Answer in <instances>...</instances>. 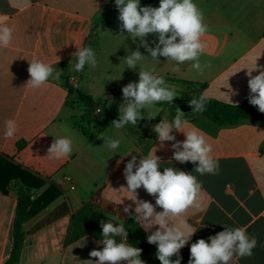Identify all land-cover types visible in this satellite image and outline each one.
<instances>
[{"label": "crops", "instance_id": "obj_1", "mask_svg": "<svg viewBox=\"0 0 264 264\" xmlns=\"http://www.w3.org/2000/svg\"><path fill=\"white\" fill-rule=\"evenodd\" d=\"M140 2L142 6H159V0ZM194 3L202 10L208 25L202 38L207 48L200 63L210 67H204L202 72L192 68L191 62L177 68L175 62L164 57L161 71H156L151 57L138 62L135 71L127 69L123 58L137 49L138 40L128 37L126 31L120 35L114 0H0V25L14 29L11 46L0 48V155L45 182L33 192L34 199L51 185L62 190L58 198L24 224L19 264H87V260L97 259L89 253L103 247L98 244L101 220L124 223L129 231L128 242L136 247L141 244L148 251H142L140 258L146 264H160L156 252L141 241L155 228L146 233L140 222L123 212L127 205H132L130 212H134L135 204L130 200L132 195L121 188L126 187L123 170L131 159L126 156L128 152L133 151L131 155L139 160L154 146L158 148L156 155L164 162L161 172L163 167L173 166L192 172L202 184L199 207L189 208L183 217L172 221L174 226L183 228L181 220H184L196 231L189 244L180 250L182 263L188 264L191 243L201 238L207 240L226 225L244 227L258 241L251 257L234 256L231 264H264V123L240 118L233 125L219 126L203 115L187 116L185 131L194 127L206 134L212 144V156L219 162L218 175H200L195 173L191 162L180 164L171 160L172 142H165L161 148L152 131V126L165 114L171 120L177 107L201 95L233 105L229 102L231 86L238 93L232 96L233 103L248 101L246 73L255 67L258 57V66H264V0H194ZM80 47L95 51L98 61L95 68L85 65L82 72L75 71L71 54ZM139 50L148 55L143 47ZM34 58L62 70L59 81L50 79L38 90L25 87L30 78L29 61ZM151 69L176 88L179 97L175 100L180 103L142 110L145 117L157 116L138 121L136 127L128 124L116 129L111 125L98 131L79 94L100 103L101 111L116 120L122 87L138 82L139 70ZM68 73L80 75L76 90L68 88ZM114 89L119 90V95H112ZM9 119L18 124L13 138L4 135ZM172 134L179 141L185 139L183 133L174 130ZM102 135L120 139L119 148L113 151L103 146L104 141L98 138ZM61 137L72 139V154L61 160L49 158L47 149L55 138ZM117 161L122 162L118 165ZM22 186L21 181L14 180L9 183L6 195L0 192V264L6 263L12 249L17 191ZM137 191L138 199L155 204V199L143 188ZM117 214L122 220L116 218ZM116 239L120 241L119 237Z\"/></svg>", "mask_w": 264, "mask_h": 264}, {"label": "clouds", "instance_id": "obj_2", "mask_svg": "<svg viewBox=\"0 0 264 264\" xmlns=\"http://www.w3.org/2000/svg\"><path fill=\"white\" fill-rule=\"evenodd\" d=\"M114 3L119 13L120 35H124L126 31L128 37L138 40L137 49L123 58L127 69L135 71L138 62L145 57L158 61L159 57H164L167 61L175 62L177 68L191 62V67L199 72H202L204 67H210L202 66L200 63V57L207 48L202 38L208 31V25L205 23L202 10L194 0H159L158 7L142 6L140 0H114ZM13 32L14 29L7 24L0 25V48L11 46ZM149 36H155L156 39L149 41L147 39ZM140 47L146 50L147 56L141 53ZM71 56L72 61L75 60L74 69L77 72H82L85 65L95 68L98 63L96 53L91 47L77 48ZM258 58L255 67L246 73L250 90L248 102L257 107L259 112L264 113V66H258ZM27 71L30 78L24 86L30 90L41 89L50 79L59 81L63 74L62 70L38 58L29 61ZM253 71L259 74L253 76ZM138 77V82H129L122 87V103L118 106L119 116L111 122L116 129H122L128 124L136 127L137 122L145 118L155 119L157 115L145 117L142 110L161 102L171 105L179 97L176 88L166 84L162 76L156 75L155 69L139 70ZM230 89L229 102L238 106L231 99L238 93L231 86ZM189 103L193 112L202 113L206 110L207 100L204 95L198 99H191ZM184 116L179 107L176 108L174 119L169 120L165 114L159 123L152 126L156 141L161 148L165 142H172L171 160L180 164L191 162L195 165V173L200 175H218L219 162L212 156V144L209 143L206 134L194 127L185 131L188 121ZM174 130L183 133L185 139L177 140L172 134ZM17 131L18 124L15 119L5 122L6 138H13ZM98 138L104 141L103 146L109 150L115 151L121 144L120 139L103 135ZM72 151L71 138H55L47 149V156L61 160L68 158ZM157 151L158 148L154 146L147 156H140L139 160L136 155H131L133 151L126 155H130L131 159L127 161L123 170L126 187L121 188L132 195L133 198L130 200L135 204V209L134 212H130L132 205H127L123 212L140 222L146 233L155 228L147 235V242L157 246L155 256L160 264H181L180 250L189 244L196 231L184 220H181L183 228L174 226L172 221L175 217H183L189 208L199 207L197 201L202 184L192 172L179 170L173 166L163 167L161 172L159 169L164 162L156 155ZM121 162L117 161V164ZM141 188L155 199V204L138 199L137 190ZM156 208H160L161 211L157 212ZM116 218L122 220L119 214ZM99 224L102 233L98 244L103 247L90 251L89 256L97 259H89L86 261L87 264H146L140 258L143 250L128 242L129 231L125 229L124 223L114 224L101 220ZM222 226L223 231L209 236L207 240L201 238L191 243L188 264H231L234 256L253 255V249L258 243L255 236L250 237L244 227ZM117 237L120 238L119 242ZM173 257L176 258L172 259Z\"/></svg>", "mask_w": 264, "mask_h": 264}, {"label": "trees", "instance_id": "obj_3", "mask_svg": "<svg viewBox=\"0 0 264 264\" xmlns=\"http://www.w3.org/2000/svg\"><path fill=\"white\" fill-rule=\"evenodd\" d=\"M119 93L118 89L112 90L113 96H117ZM79 98L93 115L94 124L98 131L112 125L111 122L115 119L107 112L101 111L95 114V110L100 107V103H95L92 98L82 94H79ZM206 100V110L204 112L196 113L193 112L191 108V111L185 114L184 119H186L189 114H199L205 116L219 126L233 125L240 118L264 123V113L259 112L257 107L252 106L248 101L235 106L211 99ZM179 103V101L174 100L171 105ZM171 105H167L166 102H161L155 106L169 108ZM174 115L173 113L172 119H174ZM14 180L21 181L23 186L17 191V206L12 227V249L5 264H19L24 242V224L62 194L60 188L56 185H51L41 196L34 199L33 192L41 189L45 182L29 172L20 169L15 164L8 162L6 157L0 155V192L3 195L8 193L7 187L9 183ZM141 241L155 252L157 251V246L149 244L146 237H141ZM136 245L143 251L148 252L141 244L137 243ZM175 258L176 257H173L172 259ZM181 264H183L182 261Z\"/></svg>", "mask_w": 264, "mask_h": 264}, {"label": "built area", "instance_id": "obj_4", "mask_svg": "<svg viewBox=\"0 0 264 264\" xmlns=\"http://www.w3.org/2000/svg\"><path fill=\"white\" fill-rule=\"evenodd\" d=\"M80 81V75L77 73H68L66 76V83L68 85V88L70 90H76L78 88ZM101 112L100 107L96 108L95 114H98ZM96 200L98 199L97 197H94Z\"/></svg>", "mask_w": 264, "mask_h": 264}, {"label": "rangeland", "instance_id": "obj_5", "mask_svg": "<svg viewBox=\"0 0 264 264\" xmlns=\"http://www.w3.org/2000/svg\"><path fill=\"white\" fill-rule=\"evenodd\" d=\"M159 59V61L158 60H155V69H156V71H161V69H162V65H161V61H162V57H159L158 58ZM179 108H182V104L179 106ZM157 110H160V111H162V112H169L167 109H164V108H157ZM164 110H166V111H164Z\"/></svg>", "mask_w": 264, "mask_h": 264}, {"label": "water", "instance_id": "obj_6", "mask_svg": "<svg viewBox=\"0 0 264 264\" xmlns=\"http://www.w3.org/2000/svg\"><path fill=\"white\" fill-rule=\"evenodd\" d=\"M171 106H172V105H171ZM191 108H192V107H191L190 103H183L181 109H182L183 111L189 112V111H191Z\"/></svg>", "mask_w": 264, "mask_h": 264}]
</instances>
